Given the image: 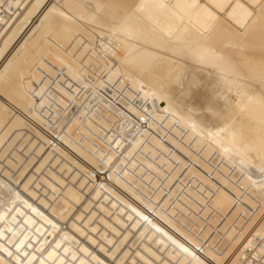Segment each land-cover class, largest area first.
<instances>
[{"label":"bare ground","instance_id":"bare-ground-1","mask_svg":"<svg viewBox=\"0 0 264 264\" xmlns=\"http://www.w3.org/2000/svg\"><path fill=\"white\" fill-rule=\"evenodd\" d=\"M20 6L0 33V264H242L264 238V0ZM204 86L223 102L196 116Z\"/></svg>","mask_w":264,"mask_h":264},{"label":"built area","instance_id":"built-area-1","mask_svg":"<svg viewBox=\"0 0 264 264\" xmlns=\"http://www.w3.org/2000/svg\"><path fill=\"white\" fill-rule=\"evenodd\" d=\"M26 1L27 0H0V33L3 32L8 21L14 19V16L22 10L20 5ZM141 122L144 121L141 120ZM252 213H256V211L252 209ZM240 216L242 218H247L245 213H242ZM248 242L249 240L245 244ZM251 242L252 247L245 245L242 249L245 254L240 257L242 264H264V252H261V250H264V238H254ZM247 259H249L248 263H246Z\"/></svg>","mask_w":264,"mask_h":264},{"label":"rangeland","instance_id":"rangeland-1","mask_svg":"<svg viewBox=\"0 0 264 264\" xmlns=\"http://www.w3.org/2000/svg\"><path fill=\"white\" fill-rule=\"evenodd\" d=\"M202 1L204 2L205 0ZM196 93L197 94L195 95L196 97L195 100L197 102V107L199 109L196 112V116H201V115L207 116L211 110H215L216 112H219L218 107H221V103L223 102L221 98H217L215 94L212 91H210L206 86H204L201 89H198ZM212 101L214 102L216 101V103ZM209 122L214 124L216 123V120L212 118V120Z\"/></svg>","mask_w":264,"mask_h":264}]
</instances>
